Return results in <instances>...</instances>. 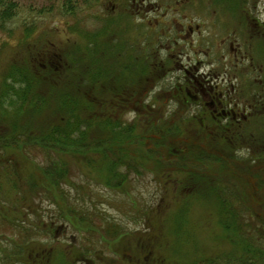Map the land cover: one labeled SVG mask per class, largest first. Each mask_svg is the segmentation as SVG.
<instances>
[{
    "label": "trees",
    "instance_id": "obj_1",
    "mask_svg": "<svg viewBox=\"0 0 264 264\" xmlns=\"http://www.w3.org/2000/svg\"><path fill=\"white\" fill-rule=\"evenodd\" d=\"M230 2L234 4L237 0H221L226 11L234 9ZM18 9L16 0H0V30L13 31L8 28V23L16 17ZM64 10L69 15H75L80 11L78 1H70ZM109 28L110 24L106 32ZM33 31L34 28L28 26L24 38H28L29 32ZM116 32H104V38L100 40L99 34L88 33L83 46L74 44L60 54L61 58L46 64V68L40 67L37 59L10 66L5 75L0 109L11 111L4 108L5 99H10L14 115L8 118L0 116V121L9 126L7 132L2 129L0 133L1 154L12 152L15 158H26L31 162L28 168L31 170L28 179L30 188L42 191L39 194H47L46 197L61 210V219L75 230L87 233H92L97 227L94 219L98 215L88 212L87 205H83L80 212L72 204L67 188L74 187V169L94 171L104 180L106 187L122 191L129 185V175L122 171L124 167L137 174L140 168H145L148 172L166 176L167 171H163L166 163H178L179 167H183V164L195 161L193 169L188 172L189 181L196 182L200 199L215 201L226 212L223 215L225 221L221 224L229 234H234L231 252L225 257L208 258L203 264H264V226L261 224L264 218L256 217L261 219L259 223L247 201L251 198L252 187L247 181L242 182L245 170L241 168L242 177L232 170V166L239 163L256 166L260 175H264V132H260L257 138L247 132L234 134L237 141L234 143L228 136V126H218L212 119L209 122L218 127L214 134L209 135L197 121L191 122L190 126L172 125L160 115L152 118L145 105L140 111L144 100L142 96L159 82L166 72L164 65L168 69L171 62L155 64L141 51L140 56H136V50H128L124 43H120L127 41L121 40L123 32ZM152 59L155 60L153 56ZM181 95L185 105L193 102L186 91L183 90ZM133 109L140 112L137 120L124 123L122 116ZM192 125L199 129L194 137L188 132ZM243 149L251 150L248 158L238 155ZM28 151L45 163H34ZM4 161L6 163L0 156V195L4 196L0 198L2 228L15 240L19 239L17 243L13 242L16 245L9 252L7 264H48L45 259H31L32 248L36 243H42L36 242V239L48 236L44 224H36L31 229L19 225L16 219L5 217L15 212L23 215L27 201L30 204L33 200H28L27 196L20 199L12 197L19 191L17 162L6 157ZM184 168L187 170L186 166ZM233 177H240L239 182L229 180ZM219 179L234 184L236 189L224 191L218 188L216 182ZM258 186L264 189V181L260 180ZM246 212L254 219H251L252 225L241 224L237 217ZM186 218L185 215L179 217V226L184 225ZM31 234L35 237L34 241ZM182 234L181 228L180 236ZM83 247L86 252L82 257L86 258L90 248H86L84 241ZM69 252L71 257L67 260L80 259L77 249L60 254L65 257ZM87 259H90L89 255ZM61 264L71 263L64 260Z\"/></svg>",
    "mask_w": 264,
    "mask_h": 264
},
{
    "label": "rangeland",
    "instance_id": "obj_2",
    "mask_svg": "<svg viewBox=\"0 0 264 264\" xmlns=\"http://www.w3.org/2000/svg\"><path fill=\"white\" fill-rule=\"evenodd\" d=\"M70 1L73 0H16L19 5V11L16 17L10 23H8V28L13 30V37L9 39L8 32L0 30V81L3 79L4 72L2 71L5 69V67H8L11 62L21 58L22 55L27 54L25 49L17 47L16 42L18 40L24 42L28 41L19 37L20 33H27L26 28L28 26L30 27V25H32L36 28L35 32L37 33L35 35V42L33 45L36 44L38 47L39 45H46L47 43V46H49L48 48L50 50V55L42 58V61L50 62L53 59V55L51 54V50L53 49L49 44L51 43L56 46L62 44L67 38L65 32L63 31L66 30L70 35L76 34L75 32L78 29L76 25L78 26L81 19H83L82 25H88L91 28L93 25L96 27L99 24L96 18L103 20L106 18L105 14L108 12H115L117 11L115 9H119V7L123 8L125 6L128 10V6H130L128 2L124 1L123 2L125 4L120 6L119 4L121 3L119 0H99L98 3L93 5V7L89 8V6L84 5L85 0H80V7L82 10L81 16L75 18L76 15H67V18L61 11L62 7H64ZM144 1L146 2L141 5V17L143 18L145 15L146 23L149 22L157 25L159 20L163 21V18L168 15H166V13L163 11V8H158L162 0ZM184 1L185 0H163V2L166 3L164 4L165 11H172L173 8L178 9L174 12H170L173 14H170L168 18H166V21H168V19L169 21H173L171 22L172 28H174L178 33L183 29H186L187 26H195L196 24H200L201 28L199 31L195 32L189 41L183 40V44L174 50V55L175 57H183L182 61H178L183 67L188 68V65H190L189 68H196L197 70L194 72L200 76H202L203 73L209 74L210 70L205 69L208 67L213 58L211 56H207L209 50L207 48V44L210 45L212 43L211 41H208L203 46V43L199 38H196L195 41L193 38L199 36L201 39H205L207 38L205 36H208L209 34L211 35L214 19L209 16L210 14H207V11L202 13L200 12L198 14L195 13V10L188 4H181ZM137 4L140 5L138 0ZM167 4L173 5V7ZM49 11H52L53 14L50 15L45 13ZM253 12L255 16L259 15L264 21V2L259 4L257 10H253ZM116 14L118 15V13ZM65 23H67V25H65ZM154 29L161 30L162 28L155 26ZM249 30H252V28L249 27ZM231 31L234 32L236 30ZM225 32L226 30L219 33H217V31L214 32L213 38L218 45H220V42L222 41L220 37ZM155 33H157V31H155ZM209 38L213 39L212 37ZM230 38L236 39L238 44L243 45V52L246 50L247 46H249V41L251 40L247 39L243 42L235 37ZM180 41L182 42L181 39ZM190 42L191 46L194 44V48L197 47V43L202 45L198 48V52L194 51L193 48L191 49V47L189 48ZM5 43L8 45L4 46ZM82 43L83 41H81V44ZM167 47L169 46L164 45L165 49ZM161 49L164 50L163 48ZM219 50V47H215L214 51L212 52H221ZM228 53L225 55H228ZM168 54L170 56V53ZM216 54H219L218 59H221L224 53ZM164 55L167 54L164 53ZM229 56V59H224L222 71L227 70V64H243L244 66L242 68H247L246 66L249 63L246 59H240L239 56L238 60H236L232 54ZM228 69H230V67H228ZM177 76L178 80H180L179 82H183L185 80L184 76L186 75L184 71H178V74H176L174 77L176 78ZM221 80H219V83L216 85L224 88V85L222 84H224L225 81ZM210 81L212 84L213 81ZM164 84L168 85L169 81H165ZM179 92V87L176 89H171L167 92L157 89L149 99L151 102L152 98H154V105H156L154 109L155 112L152 113L154 114L160 112V110L165 113L168 105H172L170 100L172 97L177 96ZM178 107L179 106H177V109ZM128 119L129 121H132V115H129ZM30 152L31 151L27 152L30 156V159L37 163H45L42 158L32 156ZM0 156L2 157L3 163H6L4 161V157L10 160L13 159L17 163H21L22 167L19 166L20 169H18L20 182L25 183L28 181L31 173L29 174L27 169L30 167L31 162L26 161V158H15V155L12 154V152H8L7 154H1L0 152ZM72 180L75 186L68 187L67 189L69 192H71V197H74V201H79L82 203L79 199H85L88 203H90L91 198L87 193L92 191V199L95 202L100 201L97 203L100 206L99 209L107 211L106 213L110 215V221L115 220L117 224L127 228V230L131 233L130 237L134 240L136 247L141 249V251L137 250L138 256H140L141 253L143 254L141 261L139 260L138 256L130 254V251H127L126 255H122L120 257L121 260L117 258L116 264H140V262L146 264H200L202 261L201 259L208 258L210 254L212 256L220 252L227 254L232 248L230 240L231 238H228L227 242L224 241V233L217 223L218 217L212 216L214 211L213 207L209 206L206 202L198 198H192L190 201H188V203H186L185 198L175 199L174 197L170 196L166 201L163 202L162 199H166V190L162 185H160V180L156 176H146L143 179L132 178L131 185H128L127 187V190L130 193L129 196L118 195L116 194L118 191L112 192L111 190H104L102 187L98 186L97 182L93 181L91 176L86 175V170L82 171L81 169H74ZM258 189L259 188L257 186L255 189L251 190V198L247 201L250 202L251 209L254 211V214H256V217L264 218V198L262 199L260 196H256ZM41 192L42 191H33V201H30V204L27 201L25 205V215L19 218L20 220H23L20 222H24L25 227H30L33 229L36 224H44L45 218H48V216L51 215V213H53L55 210L54 206L52 205L53 202L48 201L44 195L39 194ZM125 207H127L129 210H124ZM139 208L141 210L145 208V215H143V218H140V215H138ZM183 213H185V216H187L188 225L182 237L179 238V236L175 235L174 230L177 228V220L179 215ZM246 213L247 214H241V216L237 217H239L241 224L252 225L251 219L253 218H250L251 216H249L248 212ZM53 221L55 222V218H53L52 222ZM137 221L140 223V225ZM52 228L54 230L53 234H55L54 236L56 237L55 239L57 240L55 245H57L60 240L68 242L73 241L74 243L77 239V234L72 231H69L66 235H64V229H68L69 227L63 222L58 224L54 223ZM149 228L151 229V231L149 230V233L147 232L146 234H142L146 231V229ZM33 236L31 234L32 240L35 238H33ZM150 237L152 238L153 245L150 244ZM10 238L11 235L7 234L1 239L4 242H0V264H5L9 250L13 246ZM38 241L44 244V238H37L36 242ZM140 241H143V243ZM139 242L142 244V248H140L141 245ZM217 242L220 243L216 244ZM42 243H36L37 246L35 244V248H32V260L35 257V259L37 258L39 261L45 259L46 262V259L48 258V256L46 258L47 248L45 244L43 245ZM120 244L124 245L125 242L122 241ZM120 244L116 246V249L119 248ZM59 247L60 246L54 247L53 251H59ZM105 261L109 262L113 261V259L112 257L105 258Z\"/></svg>",
    "mask_w": 264,
    "mask_h": 264
},
{
    "label": "flooded vegetation",
    "instance_id": "obj_3",
    "mask_svg": "<svg viewBox=\"0 0 264 264\" xmlns=\"http://www.w3.org/2000/svg\"><path fill=\"white\" fill-rule=\"evenodd\" d=\"M140 2V5L137 4V0H132V13L133 14H142V7L144 0H138ZM186 4L191 6L196 12V10L199 7H203L205 9H210L212 7H216L218 5V9L213 11V15L211 16L214 19V23L219 26L224 25H230L227 21L222 19L221 13H225L224 9L226 6L221 3V0H185ZM183 2V3H184ZM264 0H238L239 6L245 7V10L242 9V12L245 15L246 20V26L249 28V24H251L254 28H258L259 25L257 19H254L252 14L251 8L255 9L256 5L263 3ZM181 3V4H183ZM180 4V2H179ZM232 4V2H231ZM246 4V6H245ZM127 12V11H126ZM228 13V12H227ZM240 13V12H239ZM230 14V13H228ZM231 16V14H230ZM244 20H237L234 25L241 26L243 25ZM194 28V29H193ZM201 28L200 24H196L195 26H187L186 29H183L181 32H179L180 39H183L184 41H189L190 38L195 34V32L199 31ZM217 31L216 27H212L211 29V35L205 36L207 38L200 39V41L203 43L204 46L207 41H211L212 44L209 45V48L211 51H214L215 47H219L221 52H213V54L216 53H224L227 54L228 51L231 52L233 57L238 58L239 56L241 58H245V56H249V52L246 49L243 52V45L238 44L236 39H231L230 37H235L238 39H244L245 37H249L253 39L256 36H259L258 32L253 33H247L250 34L249 36H245L243 32H234L232 34L226 33L225 37L222 38L223 41L220 42V45L217 44L215 39L213 38L214 32ZM219 33V32H217ZM209 37H212L213 39H210ZM221 38V37H220ZM135 41H138L137 38H134ZM132 40V37H129V42ZM194 40V38H193ZM194 44L190 46L191 49ZM201 47V45H200ZM254 53L258 54L259 49L256 48L254 50ZM217 55V54H216ZM189 58V57H188ZM190 65H188V68L185 67L184 69L187 71L192 70V68H189ZM258 69L260 72H263V69L261 66H258ZM192 83L191 87L193 89V95L191 96L193 99V103L196 106V109L199 110V115H202L206 119V132L209 135L214 134V131L217 129L219 125L224 126L227 125L228 130V136L230 139H233V142L236 143L237 141L234 138V134H241L243 132H247L252 137L257 138V131L253 130V125L259 121L260 119H264V80L260 81L261 86L263 87L262 90H255V95L253 96H244L242 95V88L241 85L235 84L233 82L229 81V84L226 89H222L220 86L213 84H210V81L207 79H203L202 81L197 80L195 76L192 77ZM205 83V84H204ZM201 94L202 97L199 96ZM214 120L218 126L212 125L209 120ZM225 123V124H224ZM229 139V140H230ZM249 154L251 155V150L246 149ZM195 161H193L194 163ZM236 165L232 166V170L235 173H238L240 177H242V169L239 163H235ZM244 164V163H243ZM254 171V170H253ZM247 176V175H245ZM239 177V179H240ZM239 179L237 177H233L229 180H234L236 182H239Z\"/></svg>",
    "mask_w": 264,
    "mask_h": 264
}]
</instances>
